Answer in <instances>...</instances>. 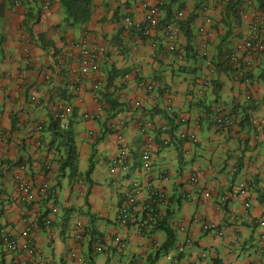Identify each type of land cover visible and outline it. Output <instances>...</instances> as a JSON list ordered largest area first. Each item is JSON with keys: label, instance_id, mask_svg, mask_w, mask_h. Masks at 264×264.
I'll use <instances>...</instances> for the list:
<instances>
[{"label": "crops", "instance_id": "crops-1", "mask_svg": "<svg viewBox=\"0 0 264 264\" xmlns=\"http://www.w3.org/2000/svg\"><path fill=\"white\" fill-rule=\"evenodd\" d=\"M143 1L157 0H92L88 23L72 29L59 0H0V232L22 242V231L31 228V264H264V50L253 55L243 47L255 26L264 44V16L247 0L230 16L221 0H203L199 8L195 0H183L162 8L157 30L144 38L123 25L125 17L143 20ZM189 17L188 45L179 23ZM85 38L105 52L82 75L77 45ZM171 43L183 59L169 51ZM230 54L236 62L226 59ZM102 92L118 105L115 116L85 119L106 106ZM136 102L149 118L147 129ZM218 106L233 122L227 130L214 123ZM52 120L68 126L64 142L72 154L49 130ZM183 132L196 142L181 139ZM123 148L130 169L111 173ZM145 150L149 171L141 169ZM21 165L31 186L26 202L14 179ZM133 181L141 187L137 205L151 191L161 197V219L141 234L117 220ZM195 219L215 231H203ZM166 229L173 246L164 252ZM24 258L0 241V264Z\"/></svg>", "mask_w": 264, "mask_h": 264}, {"label": "built area", "instance_id": "built-area-1", "mask_svg": "<svg viewBox=\"0 0 264 264\" xmlns=\"http://www.w3.org/2000/svg\"><path fill=\"white\" fill-rule=\"evenodd\" d=\"M222 1V0H221ZM165 4V0H157L154 5L149 4L147 1H143L141 4V7L144 12V17L142 21H136L130 17H125L123 19V25L126 29L129 31H132L134 33H137L141 37L147 38L153 35V33L157 30L160 22V10L163 8V5ZM247 5H250V1L247 0ZM44 9H47V6H44ZM205 11V9H204ZM254 14V13H253ZM182 14L179 13L178 17H181ZM210 20H207V23H209ZM171 27L166 28V33L169 40H174L173 35L170 34ZM200 31H203V29H200ZM253 34L254 36L246 41L243 44L244 49L246 52L251 54H257L261 53L264 50V44L261 41V29L259 26H255L253 28ZM211 36V34H209ZM80 55L79 60V70L80 74L87 75L90 70L92 69V66L97 65L100 60L103 57V54L105 52L104 48L93 45L87 41V39H83L80 43L77 45ZM170 52H177L175 46L171 43L169 46ZM178 58L183 59V54L178 53ZM226 59L234 63L237 60V57L235 54H230L226 57ZM99 88L98 84L94 86V89L97 90ZM134 106L139 109V119H140V125L143 126V128H148L150 126L149 118L148 116L140 109L141 105L139 102L134 103ZM167 110H170V107L167 108ZM104 113V107L100 104L98 105L96 111L93 113V115H84L85 119H93V120H99ZM214 123L216 126L221 130H227L229 129L233 122L230 119V117L224 113V110L222 107H216L214 110ZM180 124L182 126H186V120L181 119ZM63 126V125H62ZM256 129H260V127H256ZM167 129L163 128V132H165ZM180 138L183 140L190 141L192 143L196 142V137L194 134H190L187 132H183L180 134ZM117 140L122 141V136L117 135ZM165 144H167L165 142ZM127 157L128 152L125 148L121 149L117 156L111 161V169L110 172L113 173L116 168H120L122 171H127L130 169V166L127 163ZM141 169L143 171H149L151 169V160L148 150H145L141 154ZM26 168L25 166L21 165L18 168V172L15 174L14 179L17 183V188L21 194L20 200L23 202L28 201L31 197V186L26 182L24 179V172ZM23 174V175H22ZM196 182V180L194 181ZM140 185L137 181L132 182V190L130 193H126L123 196V202L119 207L118 213H117V220L122 226H128L129 224H134L136 231L141 234L144 229L147 227L157 223L161 219V212L158 208V202L157 200L161 199L159 195L155 191H151L148 195L147 202L142 205H137V196L140 193ZM47 190V185H43L40 188V192L45 193ZM243 194L244 191H241ZM245 207H249V204L247 203ZM136 214L140 215V219L137 221ZM194 224L199 225L200 228H202L203 231H215L216 227L210 223H205L203 221H199L195 219L193 221ZM47 226L50 224V220H47L45 223ZM81 224H77L75 226L74 230V237L77 241H80L82 239L81 235ZM180 231H185V227H181L179 229ZM220 234V233H219ZM22 238L23 241L19 242L17 238H12L8 233L6 232H0V241L5 246V248L8 250L10 254H13L14 252H18L19 250L22 251L25 255V258L21 262H17L12 259L11 264H31L29 263L30 257L34 254V240L35 237L33 235V232L31 231L30 227H26L22 231ZM115 243L120 247L124 248L126 246V243L121 240V238L117 237L115 238ZM185 245L190 244V240H185ZM184 247H179V252H182ZM95 250L97 252L101 251L100 247H96ZM74 256V254L72 255ZM191 264H198L196 262H193ZM252 264H261L259 262H253Z\"/></svg>", "mask_w": 264, "mask_h": 264}, {"label": "trees", "instance_id": "trees-1", "mask_svg": "<svg viewBox=\"0 0 264 264\" xmlns=\"http://www.w3.org/2000/svg\"><path fill=\"white\" fill-rule=\"evenodd\" d=\"M183 0H166L165 4L163 5L164 9H171L172 6L179 4ZM197 3V8L203 3V0H195ZM245 0H222L221 4L225 11V15H237V12L241 11V6L243 5ZM252 1L253 5L255 6L256 10L264 16V0H249ZM61 7L63 8L64 12V24L68 28L72 29H79L82 26H85L91 16V9H92V0H59ZM179 8H182V6H179ZM36 18H28L25 22L26 30L29 31L30 26L29 23L33 22ZM192 17H189L185 20L180 21L179 27L183 31V34L185 35V38L187 40V43L189 45L190 43V25H191ZM39 41H42V37H39ZM48 45V44H47ZM178 53V51L176 52ZM261 80L264 82V69L261 72ZM112 84L111 78L108 79V87ZM100 96L106 106L104 107V112L108 116H115L114 110L117 108L118 105L114 103L115 100L110 98V95H107L106 93H100ZM49 130H52V132L55 134V136H60L63 138V142L66 140H69V134L70 131L68 129V126L65 128L61 127L60 121H51L50 126L48 127ZM64 148L69 152V154H72V147L71 144L69 145L68 142H64ZM66 164V163H65ZM65 164H63V167H65ZM93 165L89 166L88 172L86 173L85 180H89L88 176L92 172ZM167 240L166 243L163 245L162 249L163 251L169 250L173 246V237L172 233H170L167 229Z\"/></svg>", "mask_w": 264, "mask_h": 264}]
</instances>
